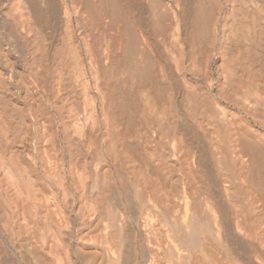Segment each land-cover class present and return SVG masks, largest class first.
<instances>
[{
    "label": "bare ground",
    "instance_id": "6f19581e",
    "mask_svg": "<svg viewBox=\"0 0 264 264\" xmlns=\"http://www.w3.org/2000/svg\"><path fill=\"white\" fill-rule=\"evenodd\" d=\"M0 264H264V0H0Z\"/></svg>",
    "mask_w": 264,
    "mask_h": 264
}]
</instances>
